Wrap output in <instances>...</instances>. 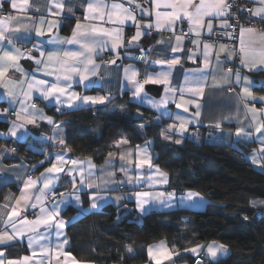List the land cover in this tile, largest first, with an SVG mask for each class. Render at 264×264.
I'll use <instances>...</instances> for the list:
<instances>
[{"label": "snow or ice", "instance_id": "1", "mask_svg": "<svg viewBox=\"0 0 264 264\" xmlns=\"http://www.w3.org/2000/svg\"><path fill=\"white\" fill-rule=\"evenodd\" d=\"M10 7L18 12L25 14L23 18L19 16H13L8 14L7 16H0V88L6 90L7 95L14 96V92L9 88V85L15 87L16 85L27 84L25 90L21 87V97L17 98V102L21 105L19 112L16 113L17 119H21L20 112L25 113L24 119L28 123L35 124L37 118L46 120L49 124L54 123L51 117H47L43 112L32 111L29 112V106L26 105V101L32 99L33 92L38 93L37 99H42L52 103L55 101L60 105H67L69 109H78L83 106H90L96 104H103L105 101L110 102L108 96H81L77 92L72 91L73 85L83 86L86 90L94 87H103L97 79H93L98 76L100 65H97L94 61V57L98 56L100 51H103L111 41L112 50H116L118 47L123 46V31L119 26L127 24L129 21L136 25V33L128 41L129 46H133V42L139 40L142 34L141 25L137 21L136 12L138 10L139 15L142 17H151L154 15V24L149 23L143 25L145 29H151L153 26L158 30L175 32L177 23H184L187 21L189 25V32H194L198 37L201 35L202 29H207L209 35L213 31V20L220 19L223 22L219 25L220 28L233 29L234 25L228 23V20L232 17L230 10L234 7V4L230 0H46L47 17H60L65 10L67 13L74 15L75 10L84 8L86 15L85 20L88 21H100L98 26L95 23L86 25L77 23L72 31L70 38L61 39L59 36L53 33V29H59L64 22L63 20L47 19L45 14L40 13L39 6H34L33 0H8ZM253 3L258 5L253 9H247L250 12L251 17H257L259 20L264 21V0H253ZM127 4V6H126ZM134 5V7H133ZM144 5H151V10ZM4 0H0V9H3ZM30 10H34L39 14V21L27 16ZM239 11V10H238ZM68 17L65 16L64 19ZM207 18V19H206ZM24 20H28L29 23H24ZM117 25V27L107 28L104 24ZM45 25H47L48 38L46 36ZM239 27V49L238 53L235 49L228 52L227 46L221 44L220 51L216 53L217 63H221L220 54L222 52H228L225 57L238 54L240 58V64L242 68H247L249 71H264V31H259L253 27H245L242 25H236ZM34 32V35L32 33ZM181 33L183 29L181 28ZM186 35V34H184ZM226 36H231V33L225 32ZM182 35L175 36L176 44L172 46L171 51L176 53L181 50ZM36 40V43H32ZM159 43L163 44V41ZM198 43V41H193ZM17 44H32V50L39 52V59L30 54L31 50L22 49L17 47ZM42 45H57V47L51 50L42 49ZM62 45H71V48L61 47ZM210 45L204 44V64L205 68L209 66L210 61ZM142 53L150 51V49H142ZM46 56V59L44 57ZM119 58V54H117ZM142 62L145 61V56L135 57ZM192 59V56L188 57ZM21 59L34 60L38 66L37 71H42L43 76L53 77V80L37 79L35 73H24L23 69L19 66ZM180 57L173 56L167 59H156L150 62L151 65H166L167 70H161L156 73H146L143 82L137 80L138 70L132 68H124V77L128 83L134 87L133 97H139L140 102L147 101L151 104V107L157 109L160 112L161 117H167L179 121V126L175 124L169 125L166 131L177 132L183 135L187 131L185 117L179 113H172L167 110L166 105L171 99L175 102V94L177 89L171 88V75L172 69L179 64ZM115 64L116 61H111ZM43 66L41 69L39 66ZM260 66V67H258ZM15 70L20 72L23 76H31V79L16 80L13 77H8L9 70ZM203 71V70H201ZM234 78V79H233ZM206 77L194 76L190 77L185 74L184 85L181 86L178 91L180 95V103H176L177 108L183 107L187 112L188 108L184 107L186 104H192L194 100H185V93H189L192 97L203 98ZM215 79V77H214ZM228 84L241 85V93L244 97L252 96L250 90L251 86L255 83L251 81L247 76H242L241 71L237 69H227V76L224 77ZM7 80V82H5ZM146 84L164 85L165 96L159 100H153L148 97L144 92V86ZM130 89L122 88L123 91ZM229 88V91H232ZM144 93V95H141ZM169 93L172 96H169ZM255 100V97H253ZM260 102L264 103V96L259 98ZM10 107L12 101H9ZM161 106L164 109L161 111ZM32 109H35V104L30 105ZM197 112L196 116L200 115V104H196ZM247 108V104L245 105ZM7 111V110H5ZM59 111V109H58ZM250 113L249 123L246 127H237L234 135L238 139H244L251 141L253 139V132L248 131L247 128H253L254 132L259 134L256 136V140L260 142L261 147L259 149V156L253 153L251 159L254 164L260 163L261 159H264V119L261 118L264 115V108L256 109L255 106L248 108ZM246 118L248 114L246 113ZM217 128L220 124L215 125ZM23 129L20 135L17 137L20 140L27 142V137L30 134L28 129L24 128L23 124H13L9 128V134L11 136H17V130ZM54 133H58L59 136L53 135L52 137H38L41 142H47V140L56 141L59 139L60 144H64L62 138L63 129L56 128ZM165 139H171L170 135H165ZM177 144L181 143L180 140L175 141ZM128 141H121L116 145L120 147L121 144H127ZM150 141H146L143 148L137 146L135 169L121 165L120 171L127 177L126 180H122L121 184H132L139 186L141 183H146L149 188L153 187L155 183L167 184V174L160 172L159 168H156V172L159 173L161 179L153 181L151 176H148L147 180H143L142 174L139 170L143 169L145 165L148 169L153 168L152 157L148 152ZM14 151V150H13ZM49 161L51 163V157L55 156V163H52L50 168H46L45 172L41 173L39 177L33 179L28 176L23 181V188L20 189V196H5V203L0 205V264H51L53 258L56 260V264H88V262L78 261L76 257L70 252L65 250V246L68 244L67 238L60 240L63 235L62 229L66 223L72 221H65L63 219H57L60 216L61 211H66L68 207H74L77 209V214L82 215L90 209L97 208L99 201H105L106 197L99 195L100 191L104 190V187L109 184H115V179H105L104 176L99 177L100 183H97L95 179V165L91 159L88 161H81L78 159H66V153H49ZM112 156V153H109ZM131 150L127 153V163L131 165L133 163ZM120 159L124 161L126 156L124 153L120 154ZM72 167L68 168L66 175L72 176V192H62L57 197V183L60 179L58 175L64 172L63 165L69 163ZM44 161H41L43 164ZM111 159L106 161V165H111ZM107 176L114 177V172H108L106 169H102ZM136 171V176L133 177L130 173ZM76 173L80 177V187L76 184ZM86 173V175H85ZM87 179V188L95 189L96 191L90 196L92 201L90 209H84L80 201L79 195L76 193L85 189V182ZM42 184V187L38 185ZM111 190V189H109ZM135 199L137 208L144 214L149 211L155 203H159L164 207H173L175 204L188 207H198V201H203L204 197L195 191H188L181 194L179 200L176 199L175 192H154V191H137L135 192ZM35 199V202H31ZM49 197L53 198L51 205L45 207V202ZM123 197H117L122 199ZM15 199V204H11L10 201ZM147 206V207H146ZM39 207V215L35 216V219H29L25 214L29 208L35 210ZM6 217V218H5ZM73 220L76 217L72 218ZM247 219V217H245ZM43 227V231H41ZM56 237V243L53 244L52 237ZM27 237V246L32 249L31 255H24L18 259H7L5 257V249L12 247V242L20 241ZM44 241V243H41ZM35 246V247H34ZM39 249L37 252L36 249ZM205 257L210 259L211 264H220V259L226 256L227 247L223 244H218L213 241L207 245H197L192 248L193 253L198 254V250H204ZM128 252L132 253V248H128ZM178 255L169 248L166 241H160L156 245H150L148 247V256L153 264H166L168 261H172L173 256ZM63 257V260H61ZM197 264H202L201 260H197Z\"/></svg>", "mask_w": 264, "mask_h": 264}, {"label": "trees", "instance_id": "2", "mask_svg": "<svg viewBox=\"0 0 264 264\" xmlns=\"http://www.w3.org/2000/svg\"><path fill=\"white\" fill-rule=\"evenodd\" d=\"M47 111L63 127V145L72 157L101 163L121 138L132 146L151 140L154 163L169 175V188L176 192L196 190L211 202L202 211L177 207L140 216L128 204H108L84 213L67 227L68 249L78 260L140 264L148 259V247L159 241L179 252L215 241L229 249L220 264H264V170L246 159L253 149L251 143L197 144L187 138L179 144L168 141L162 134L168 121L125 96L96 108L58 111L51 106ZM8 126L0 120V130ZM3 144L13 146L17 158L35 162L42 157L25 142L0 138ZM82 195L87 206V194ZM76 213L74 207L62 212L68 218ZM179 257L192 260L186 254ZM205 264H211L210 259L206 258Z\"/></svg>", "mask_w": 264, "mask_h": 264}, {"label": "crops", "instance_id": "3", "mask_svg": "<svg viewBox=\"0 0 264 264\" xmlns=\"http://www.w3.org/2000/svg\"><path fill=\"white\" fill-rule=\"evenodd\" d=\"M117 2H120V0H117ZM139 2V0H138ZM34 6H39L40 13L45 14L47 3L46 0H33ZM251 3L254 7H257L258 5L253 3V0H251ZM127 6V4H126ZM134 6V5H133ZM145 7L149 8L151 10V5H144ZM2 10H6L8 14H11L13 16H19L21 18L24 17L25 14L18 13L14 11L9 3L8 0H4V6L3 9H0V12ZM35 13L34 10H30L27 13V16L32 17L35 19L38 23L39 21V14ZM86 15L85 9L79 8L78 10H75V14L71 15L67 13L65 10V13H63L60 17H47V19H57L62 20L65 16L68 18L65 19L66 21L62 23V25L59 27V29H53V33L57 36H59L61 39L64 38H70L72 35V31L75 28L77 23L81 24H92L95 23L98 26L100 25V21H88L84 19V16ZM251 14L249 13V17ZM137 21L140 23L141 32L147 33L142 34L138 41L133 42V46H129L128 41L131 39L133 35L136 33V25L129 21L127 24L119 26L122 28L123 31V46L118 47L116 50H112L111 48V41H109V44L107 47L104 48L103 51H100L98 56L94 57V61L97 65H100L98 76L94 77L93 79H97L103 87H94L92 89L86 90L83 86H77L73 85L72 91L77 92L81 96L90 95V96H108L110 98V101H112L115 97H123L125 96L126 99L129 101L138 103L142 106H145L152 111L156 112L158 115H160V112L157 111V109L151 107V104H149L147 101L144 103L140 102L139 97H133V91L134 87L132 84L128 83L127 80H125L124 77V68H132L138 70V76L137 80L143 82V79L146 75V73H156L161 70H167L166 65H151L150 62L152 60L156 59H167L171 58L173 56H179L180 62L172 69V75H171V83L170 87L177 89V92L175 94V102H173L171 99H169L168 104L166 105L167 110L172 113H179L183 117H185L186 120V127L187 131L183 133V135L178 134L177 132H169L166 131L168 129L169 125L175 124L178 128L179 121H176L174 119H170L167 117H162L165 120L168 121L167 126L163 130V137L165 135H170L171 139H166L171 142H175L176 140H180L181 143L184 139H191L197 144H217V145H236L239 142H247L251 143L253 145V149L246 154V157H251L253 153H256L259 156V149L261 147V144L259 141H257L255 138L259 134L254 132L253 128H247L248 131L253 132V139L251 141H246L244 139H238L235 135V129L237 127H246L249 123L250 119V113H248V108L255 106L256 109L264 108V103L260 102L259 98L261 96H264V71H256L252 70L249 71L247 68L240 67L239 70L241 71L242 76H247L251 81H254L255 83L251 86L250 90L252 92V96L244 97L241 93V86H243V81L241 82V85H235L228 84L224 77L227 76V69L231 68V63L234 62L236 56L238 54H234L232 56H229L227 59L225 57L228 55V52H231L233 49L236 50L238 53L239 49V36L237 40V45L234 47L229 46L226 42H212L210 40H206L205 37H209L207 33L206 26L204 29L200 30L201 35L198 37L194 32H189V25L187 21L184 23H177L175 32L172 31H158L154 26L151 29H145L143 25L153 23L154 24V15L151 17H142L139 15V12L137 10L136 12ZM256 21V25L253 26V28L264 31V21L259 20L257 17H251ZM207 19V18H206ZM223 21L220 19L213 20V31L215 29H221L219 25ZM24 23H29L28 20H24ZM104 27L112 28L117 27V25L112 24H104ZM181 28L183 29V33H181ZM184 31L187 32V35H184ZM212 31V33H213ZM45 32L46 36L44 39L48 38L47 34V25H45ZM34 35V32L32 33ZM182 35L183 39L181 41V50L177 51L176 53H173L171 51L172 46H175L176 40L175 36ZM160 41H163L164 43H159ZM193 41H198V43H193ZM36 40H33L32 43H36ZM207 43L211 47L209 49L210 51V61L211 63L207 68H205L204 64V58H203V52H204V44ZM226 45L228 52H222L220 54V61L221 63H217L216 59V53L220 51V45ZM17 47H21L23 49L24 46H26L28 49L31 50L30 54L33 55L35 58L39 59L40 54L39 52L32 50V44H17ZM42 49L45 50H51L57 45H42ZM61 47L65 48H71L73 46L71 45H62ZM142 49H150L149 54L150 57L146 62H137L135 61V55ZM117 54H119V58L117 57ZM108 55L110 62L106 63L102 60V57ZM192 56V59H189L188 57ZM46 59V56L44 57ZM115 60L116 63L112 64L111 61ZM19 66L23 69L24 73H35L37 79H48L53 80V77H45L43 76L42 71H37V65L35 64L34 60H28V59H21L19 61ZM41 69L43 66H39ZM260 67V66H258ZM203 70V71H201ZM237 69H233V71H236ZM185 74H188L190 77L194 76H201L203 75L206 77L204 83V95L203 98L200 97H192L189 93H185V100H194L195 102L192 104H186L184 107L188 108V111L185 112L183 107L177 108L176 103H180V95L178 89L184 85V78ZM8 77H13L16 80H24V79H31V76L25 77L20 72H17L15 70L10 69L8 72ZM215 77V79H214ZM234 79V78H233ZM7 82V80H5ZM150 86H154L156 89L151 90ZM21 87H23L25 90L27 89V84L24 85H16L13 87L12 85H9V88L12 89L14 92V96L10 97L7 95V92L5 89L0 88V118H5L8 115H11V113L14 114L15 117H17L16 113L19 112L21 105L17 102V98L21 97ZM130 89L128 91H123L122 88ZM164 85H156V84H146L144 86V92L147 94L148 97L152 98L153 100H159L162 97L165 96L164 92ZM158 88V89H157ZM229 88H232V91H229ZM158 90V91H157ZM39 94L36 92H33L32 99L29 101H26V105L29 106V112L36 111V112H43V114L47 117H51L54 123L49 124L46 120H41L39 118L36 119L35 124L28 123L27 120L24 119L25 113L20 112L21 119H17L20 123L24 124L25 126L31 127L34 129H40V125H47L50 127V130L55 127L58 122L56 120V117L50 113H48L47 108L54 106L56 110H76V109H69L67 105H60L57 104L55 101L52 103H49V101H45L42 99H37L36 97ZM141 95H144V93H141ZM169 96L171 97L172 94L169 93ZM255 97V100L253 99ZM12 101L11 107L9 104V101ZM109 103V101H105L103 104H96V105H90V106H83L81 108H96L100 105H105ZM200 104L201 107L199 109L200 115L196 116L197 107L196 104ZM35 104L36 108L32 109L30 105ZM247 104V108L245 105ZM80 109V108H78ZM164 109V106H161V111ZM7 110V111H5ZM14 111V112H13ZM246 113L248 114V118H246ZM262 119H264V115L261 116ZM219 123L220 127L217 128L215 125ZM38 127V128H36ZM60 127H62L60 125ZM63 128V127H62ZM165 139V138H164ZM127 141L125 138H121L117 141L116 145L120 143L121 141ZM150 141V145L148 147V152L151 154L152 157V165L153 168L151 170L148 169V166L145 165L143 169L139 170L142 174L143 180H147L148 176L152 177L153 181H158L161 179L159 173L156 172V168L158 167L160 172L165 173L166 171L162 170L159 166H157L154 163L153 158V149H152V141ZM146 142V141H145ZM145 142L132 146L129 143L127 144H121L120 147H116L112 152V156L110 157L109 154L105 157V159L101 163H96L92 159V163L96 166L93 171L95 172V177L92 179H95L97 183H100V180L98 179L101 176H104L105 179H115V184H109L104 187L103 191L99 192V195H103L106 197L105 201H99L97 204V208L90 209V205L92 201L90 200V196L95 192V189H89L87 188V179L85 182V189L81 192L76 193L80 197V201L82 203V207L84 209H90L89 211L85 212L88 213L90 211H95L103 208L104 206L108 204H113L115 206L120 205H126L128 204L130 209L134 210L137 215H145L152 211H160L164 209H170V208H188L192 210H198L202 211L205 210L208 205L211 203L208 198H206L204 195H202L200 192L196 190H184L182 192H175L176 193V199L179 200L181 194L186 193L188 191H195L200 193L203 197V201H198V207H188V206H181L180 204H175L173 207H164L163 205H160L159 203H155L151 208H149V211L147 213L142 214L139 209L137 208L136 199H135V192L137 191H154V192H169V175L167 174L168 183L167 184H161V183H155L153 187L149 188L146 183H141L139 186H134L132 184H121L119 183L122 180H126L127 177L123 172L120 171V167L122 164H124L127 167H130L132 169H135V158H136V148L139 146L140 148H143L145 145ZM115 145V146H116ZM60 147L64 148V145H59ZM58 147V146H57ZM13 148V146L9 145H0V205H3L5 203L4 197L5 196H14L19 197L20 196V189L23 188V181L27 179L28 176H31L33 179H36L40 176L41 173L45 172V169L42 171H38V167L41 166L40 159L35 162H30L26 158L23 157H16V152ZM131 150L132 156L131 159L133 163L131 165H128L127 163V153ZM124 153L126 156V159L122 161L120 159V154ZM81 161H88L90 158L88 157H73ZM111 159L112 164L106 165V161ZM251 163V159H247ZM254 164V163H253ZM255 167L264 170V159H261L260 163L254 164ZM48 168V167H47ZM102 169H106L108 172H114V177H109L105 172H102ZM133 177L136 176V171H132L130 173ZM76 175V174H74ZM86 175V173H85ZM76 184L79 188L80 186V177L79 175H76ZM57 183V189L60 190L59 184ZM38 187H42V184L38 185ZM70 189H64V192H72ZM111 189V190H109ZM87 194L88 203L87 206H84L83 204V193ZM117 197H123L122 199H117ZM57 199H59V195H57ZM31 202H35V199L33 197V200ZM256 202V200H254ZM11 204H15V199H12L10 201ZM48 200L45 202V207L49 206ZM147 207V206H146ZM63 211H61L60 216L57 217V219H63L66 222L67 221H73V217H76L78 219L81 215H78L77 213L73 215L71 218H68L67 216H64L62 214ZM28 218L35 219L36 215H39V207L35 210L29 208L27 212L25 213ZM6 218V217H5ZM74 219V220H76ZM69 223H66L65 227L61 230L63 235L60 237V240H63L64 238H67L68 244L65 246V250L70 251L68 249L69 245V239L67 234V227ZM43 227H41V231H43ZM53 244L56 243V237L53 235L52 237ZM160 242V241H159ZM159 242L153 243L152 245H156ZM41 243H44V241H41ZM211 243V242H210ZM12 247H7L5 249V257L7 259H18L24 255H31L32 249H29L27 246V237L23 239L22 242L20 241H14L12 242ZM168 245V244H167ZM207 245V244H204ZM169 246V245H168ZM35 247V246H34ZM196 247V246H195ZM170 249H172L174 252H177L178 255L173 256L172 261L166 262V264H191L192 261L195 258L203 257V254L205 250H198L197 253H193L191 251L192 248L184 250V251H177L175 248H172L169 246ZM37 252H39V249H36ZM71 252V251H70ZM203 252V253H201ZM72 253V252H71ZM227 253H229V249L227 248ZM73 254V253H72ZM188 255L189 257H192V260L190 259H180L179 256L182 255ZM74 255V254H73ZM228 255V254H227ZM226 255V256H227ZM225 257V256H223ZM204 258L205 257L204 255ZM77 259V258H76ZM209 259V258H208ZM61 260H63V257H61ZM78 260V259H77ZM149 260V256L147 261L143 262L146 263ZM187 260V261H185ZM80 261V260H78ZM88 262V264H95L90 261H83ZM140 263V264H143ZM46 264L48 262L46 261ZM51 264H56L55 258L52 259Z\"/></svg>", "mask_w": 264, "mask_h": 264}, {"label": "rangeland", "instance_id": "4", "mask_svg": "<svg viewBox=\"0 0 264 264\" xmlns=\"http://www.w3.org/2000/svg\"><path fill=\"white\" fill-rule=\"evenodd\" d=\"M0 120H3V121H5V122H7L9 124V126H8V128L6 130H0V138H2L5 141H11L13 143L25 142L24 140H20V139L17 138L20 135V132L23 131V129H18L17 130V136H11L9 134V128L13 124H22V123H20L21 121L19 122L17 120V117H15L13 113H11V115H8L5 118H0ZM60 125L61 124L58 123L51 130H50V127L47 126V125H40V130L41 131L38 132V133L35 132L31 127L24 125V128L25 129H28L29 130V133H30L28 135V137H27V142H25L27 144V148L30 149L31 151H33L35 154L42 155V157L40 158V161H44V163L41 164V165H45L43 169H45L47 167L50 168L52 166V163H55L56 162L54 155L51 157V163L48 162L49 161V155H48L49 153H60V152H63V153H66L67 154L66 155V159H69V161H70V159H76V158H73L70 155V152L68 151L67 148L64 147L65 149H63V147H60L59 146V145H61L59 143V139H57L54 142L50 140L51 143H52L50 146L48 145L49 140H47V142H41L39 139H37L38 137H45V138H47L49 135L51 137L53 135L59 136L58 133H54V129H56L58 127L59 128H62V127H60ZM36 128H38V127H36ZM63 167H64L65 171L58 174L60 176V179L57 182L59 184L60 190H58L57 195H59L60 193L64 192V189L67 190V189L72 188V183H71L72 176L65 174L67 172L68 168L72 167V165L69 162V163L63 165ZM74 174H76V173H73L72 175H74ZM76 182H77V180H76ZM70 191H73V188ZM218 244H220V243H218ZM201 253H203V252H201ZM198 259L201 260L202 264H205L206 258H204V254H203V257L195 258L192 261L191 264H197V260ZM185 261H187V260H185ZM143 264H153V262L149 258L148 262L143 263Z\"/></svg>", "mask_w": 264, "mask_h": 264}, {"label": "built area", "instance_id": "5", "mask_svg": "<svg viewBox=\"0 0 264 264\" xmlns=\"http://www.w3.org/2000/svg\"><path fill=\"white\" fill-rule=\"evenodd\" d=\"M230 2L234 4V7L230 10V12L232 13V17L228 20V23L234 25V28L233 29H224V28L215 29L212 35L209 37H205V39L210 40L212 42H226L229 46L234 47L237 45V40L239 36V31H240L239 27H235V26L239 24L245 27H253L256 25V21H254L253 18L249 17L250 12L247 11V9H253L251 0H230ZM7 15L8 13L6 10H2L0 12V16H7ZM62 20L65 22V19H62ZM225 32L231 33L232 35L226 36ZM184 34L187 35V32L184 31ZM23 49L27 50V47L24 46ZM142 55L145 56L144 62H146L150 57L149 52L142 53V51L140 52L138 51L135 57H140ZM102 60L106 63L110 62L108 55L103 56ZM135 61L142 62L140 59H136V58H135ZM230 65L234 70L239 69L241 67L239 55L236 56L234 62L231 63ZM169 192H176V191L173 189H170ZM48 202L49 204H51L53 202V198L49 197Z\"/></svg>", "mask_w": 264, "mask_h": 264}, {"label": "water", "instance_id": "6", "mask_svg": "<svg viewBox=\"0 0 264 264\" xmlns=\"http://www.w3.org/2000/svg\"><path fill=\"white\" fill-rule=\"evenodd\" d=\"M150 89H151V90H154V89H156V88H155L154 86H150ZM157 89H158V88H157ZM157 91H158V90H157ZM34 131L38 133V129H34Z\"/></svg>", "mask_w": 264, "mask_h": 264}]
</instances>
